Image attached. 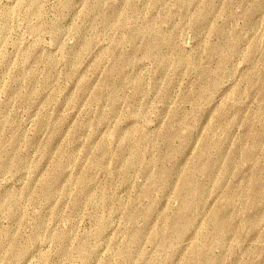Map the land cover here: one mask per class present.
Listing matches in <instances>:
<instances>
[{
  "label": "rangeland",
  "instance_id": "1",
  "mask_svg": "<svg viewBox=\"0 0 264 264\" xmlns=\"http://www.w3.org/2000/svg\"><path fill=\"white\" fill-rule=\"evenodd\" d=\"M0 264H264V0H0Z\"/></svg>",
  "mask_w": 264,
  "mask_h": 264
}]
</instances>
